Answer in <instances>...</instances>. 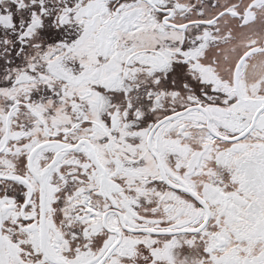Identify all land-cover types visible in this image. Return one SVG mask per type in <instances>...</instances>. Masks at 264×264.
<instances>
[{"label":"snow or ice","instance_id":"snow-or-ice-1","mask_svg":"<svg viewBox=\"0 0 264 264\" xmlns=\"http://www.w3.org/2000/svg\"><path fill=\"white\" fill-rule=\"evenodd\" d=\"M0 264H264V0H0Z\"/></svg>","mask_w":264,"mask_h":264}]
</instances>
